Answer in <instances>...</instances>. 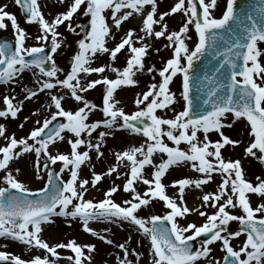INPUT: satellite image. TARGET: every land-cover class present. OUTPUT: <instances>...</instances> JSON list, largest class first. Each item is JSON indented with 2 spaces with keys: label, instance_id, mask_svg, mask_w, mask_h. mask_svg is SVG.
Returning a JSON list of instances; mask_svg holds the SVG:
<instances>
[{
  "label": "snow or ice",
  "instance_id": "obj_1",
  "mask_svg": "<svg viewBox=\"0 0 264 264\" xmlns=\"http://www.w3.org/2000/svg\"><path fill=\"white\" fill-rule=\"evenodd\" d=\"M13 3L25 23L37 25L38 34L22 27L17 15L6 10L7 3L0 4V29L8 28L7 21L14 33L12 43L0 42V84L14 86L2 97L0 120H18L25 102L41 95L54 110L20 136L0 122V238L43 252L25 259L0 250V264H93L95 243L70 238L50 244L42 238L44 226L58 217L65 218L68 227L78 222L84 233L119 249L113 264H134L130 255L137 262L145 255L131 247L133 242L147 247L151 264H264V170L253 181L243 167L248 160L264 169V0L252 12L238 11L237 0H54V7L64 9L54 14H46L40 0ZM81 9L88 22L74 24V14ZM176 16L177 26L171 28L169 19ZM66 34L80 38L71 69L64 73L54 54L67 44ZM29 39L36 43L29 45ZM161 40L165 43L156 46ZM222 45H227L223 52ZM161 47L170 50V57L159 68L146 64L150 53L158 55ZM209 51L222 59L212 65L211 74L194 73V61ZM119 55L125 56L122 67L115 66ZM101 56H107V62L93 66ZM26 71L34 78L31 86L24 83ZM143 73L151 81L135 94V110L127 112L115 93L138 86L136 76ZM176 79L179 99L171 88ZM97 86L104 89L103 118L90 120L97 104L85 94ZM39 114L40 108L35 109L17 127L23 130L30 117ZM236 123L241 128L234 139L224 129ZM117 132L139 136L142 142L113 151L109 161L105 146ZM213 132L218 139H210ZM64 143L67 151L58 147ZM225 148L242 151L233 159L224 156ZM93 154L101 165L107 162L104 170L96 171ZM22 160L31 163L32 175L45 181L43 187L32 190L18 178ZM88 165L90 174L82 177V167ZM173 168H190L198 175L173 179L177 191L169 195L162 178ZM114 175L123 178L122 185L113 181L98 201L86 198L90 188ZM217 177L215 189L204 191ZM192 189L199 194L190 207L187 191ZM120 191L127 198L117 202L113 197ZM253 196L258 199L255 205ZM157 200L163 203V215L139 214ZM189 216L203 222L188 221ZM92 222L104 223L103 232ZM231 222H238L236 230ZM111 225L131 229L132 234L117 243L104 234L112 231ZM242 234L244 239L234 245ZM213 245L223 253L221 258L215 257ZM58 250L71 254L62 257Z\"/></svg>",
  "mask_w": 264,
  "mask_h": 264
},
{
  "label": "rangeland",
  "instance_id": "obj_2",
  "mask_svg": "<svg viewBox=\"0 0 264 264\" xmlns=\"http://www.w3.org/2000/svg\"><path fill=\"white\" fill-rule=\"evenodd\" d=\"M42 5H45L43 10L45 11L46 14L51 12L52 14L58 12V11H63V8L60 7H54L53 3L54 0H40ZM171 2V0H169ZM8 4V8L6 9L7 11L13 12L17 15L18 22L22 27H24L29 33H31L33 36L38 34V29L37 25L35 24H27L25 23L24 16L22 15L21 10L18 8L13 3V0H0V4ZM165 5L161 4V9H164ZM219 15V13H218ZM50 18V16H49ZM89 17L83 15V9L79 10L77 14H74L73 17V23L74 24H85L88 22ZM179 17L176 16L175 18L169 19V25L171 28H175L177 26ZM7 29H0V36L3 35H8L14 39V33L13 30L10 26ZM137 21H131V26H135ZM129 24H125L124 27L127 28L129 27ZM61 32H64V28L60 29ZM67 35V34H66ZM80 37L71 34L67 35V44L62 45V47L58 50L56 54H54V59L57 64V66L61 69H63V72L66 73L71 69L67 65V63L72 59V56L76 50V43L75 41L78 40ZM195 39V37H193ZM36 43L34 40L29 39L28 44L32 45ZM165 41L161 40L156 42V46L160 47ZM109 46H111V43H109ZM171 52L169 49L161 47L160 53L157 55L155 53H150V55L146 59V64H152L154 63L157 68L161 66V61L166 60L170 57ZM108 58L107 56H101L98 58L96 63L93 64V66H97L99 63H105L107 62ZM125 63V56L124 55H119L118 60L115 62V66L117 67H122ZM24 83L31 86L33 83V77L31 73L25 72L24 74ZM63 75V73H61ZM105 75H108L110 78H115V74L106 71ZM91 78H96L95 74ZM136 78L139 81L138 86H130V87H122L121 89H118L117 92L115 93L116 98L118 100L122 101V105L125 108V111L131 112L135 110V106L133 103L134 96L137 92H142L146 90V85L151 81V77L149 74L143 73V74H137ZM156 80H159V77H156ZM179 86H180V81L179 79H176L175 82L171 85V88L174 92L177 93V97L179 99ZM14 86H9V85H4L0 84V108L3 107L2 104V97L5 94H9L11 88ZM103 86H97L94 90H89L85 96L88 100H91L93 103L97 104V109L93 110V112L90 114L89 119L90 120H96V119H101L102 117V112L101 109L98 107V103L103 101ZM15 95L17 96V99H20L22 97L21 89L19 87L15 88ZM40 108V114L38 116L32 115L30 117V120L25 124V127L23 130L19 129L17 127V124L23 120L24 116H29L30 113H32L35 109ZM175 108L177 111L181 110L182 108V101L177 103L175 105ZM54 108L49 109L47 107V100L44 95H41L39 100H32V101H26L23 107V110L19 113V119L12 121H3L0 120V122H4L7 124L8 129L10 132H15L17 136L24 135L27 133V131L34 126V122L36 119H44L49 117L50 111H53ZM158 114L160 115H167L168 117H171L173 115L172 111H168L167 113L160 112L158 110ZM241 128L240 123H236L232 129H224L225 134L231 136L232 138L236 139L239 138L238 132L239 129ZM95 135V134H94ZM210 139L216 140L218 139V136L216 133H210ZM142 142V138L139 136H131L128 135L124 132H117L116 133V139H111L109 138L107 141V144L105 146V155L108 157V160H112V152L115 150H119L122 147H126L129 144L135 143L139 144ZM2 143V141H0ZM59 149L61 151H67L68 150V145L66 143L64 144H59L58 145ZM181 147H185V145L182 143ZM223 154L225 157L231 156L233 159L237 158L238 154L241 153V149L237 148L235 152H232L229 148H225L222 150ZM96 165V171H102L104 168L107 166V162H105L104 165H101L99 161L95 160V156L93 154V161ZM17 165H13V167H16ZM19 167L22 169V173L18 177L21 181L26 183L28 188L35 190L37 188L43 187L44 180H37L35 177L32 175L31 171V163L29 161L22 160L19 162ZM57 169L59 168V164L55 166ZM90 165L88 166H83L81 170V176L82 177H87L90 172ZM243 167L246 170V177L249 180H253L255 178V175L261 174L262 166L256 162V161H248L244 160L243 161ZM147 171H151V169H147ZM197 173H195L193 170L190 168H181V169H176L173 168L170 170L166 175L162 178V182L167 185V193L169 195H174L176 194V189L171 186V181L176 178H180L181 176H188L191 178H196ZM64 179H67V174L64 175ZM115 181L116 184H121L123 183V178H116L115 175L112 177H106L96 188H90L88 194L86 195V198H91L94 200H100L103 199V193L104 191L112 184V182ZM219 181V177L216 178V181L209 184L204 188V191H213L216 187V183ZM0 186H3L0 184ZM145 186L143 184L138 185V188L140 190H143ZM199 192L198 190L192 189L187 191V202L189 206L191 207L193 204V199L195 196H198ZM117 202H120L122 199L127 198V194L120 191L116 194H114L113 197ZM252 203L253 205L258 203L257 197L253 196L252 197ZM207 211L211 212L212 209H208ZM165 212L163 203L160 201H154L150 206L144 207L140 211L141 216H147L150 214H157V215H163ZM236 214H239V209L235 210ZM188 221H195L197 224H200L203 222V218L198 217V216H189ZM181 223H185L184 220H181ZM91 226L96 229L97 231L103 232L104 227L106 226L104 223L100 222H92ZM112 231L110 233H104L105 235H108L109 238L113 239L115 242L120 243L123 242L124 239H126L127 235L132 234L131 229H128V226L125 225V229H128V231H125L124 229L119 228L118 226L111 225L110 226ZM230 228L232 230H236L238 228V222H231L230 223ZM43 239L47 240L50 244L64 241L66 242L70 238H75L78 242L80 243H95L97 246V251L93 253V264H113L114 259L112 257H115V254L119 252V249H114L112 246L104 244L102 241L99 239L91 236V234L84 233L79 225L78 222H73L72 227H68L65 218L63 217H58L55 219V223L49 224L44 226L43 230ZM134 236V240H135ZM244 239V235L238 239H235L232 241L234 245H239L241 240ZM145 241V245H146ZM131 247L135 248L138 252L142 251V246L137 245L134 242L131 244ZM214 248V255L216 258H221L223 253L219 250H217L216 246H212ZM145 255L140 258V260L137 262L135 260V257L131 256L129 259L134 261V264H151V258L147 254V247L145 246ZM0 250L9 252L11 254H16L20 255L22 258L28 259L34 254H40L43 255V252L38 249H28L24 245L20 243H13L8 240H5L4 238H0ZM61 252L62 257L71 254L70 250H58ZM111 253V255H109ZM122 255V253H121ZM64 264H66V261H64Z\"/></svg>",
  "mask_w": 264,
  "mask_h": 264
},
{
  "label": "water",
  "instance_id": "obj_3",
  "mask_svg": "<svg viewBox=\"0 0 264 264\" xmlns=\"http://www.w3.org/2000/svg\"><path fill=\"white\" fill-rule=\"evenodd\" d=\"M259 0H237L238 5V11L242 8L245 12H252L253 8L258 4ZM8 41L12 43L14 40L10 37L4 36L0 38V42ZM227 45H222L219 49L221 52H223V47ZM49 49L46 48L45 51H48ZM220 59H222V56L217 57L214 56L212 52H206L204 56H202L200 59L194 61V73L200 74L203 76L205 72H208L211 74V67L212 65L216 64ZM72 59L68 62V65L71 67ZM98 106L100 108L103 107V102H99ZM57 122H63L62 118H57ZM206 238V237H205Z\"/></svg>",
  "mask_w": 264,
  "mask_h": 264
},
{
  "label": "bare ground",
  "instance_id": "obj_4",
  "mask_svg": "<svg viewBox=\"0 0 264 264\" xmlns=\"http://www.w3.org/2000/svg\"><path fill=\"white\" fill-rule=\"evenodd\" d=\"M146 248L142 247V251L145 252ZM112 259H114V257H112Z\"/></svg>",
  "mask_w": 264,
  "mask_h": 264
}]
</instances>
